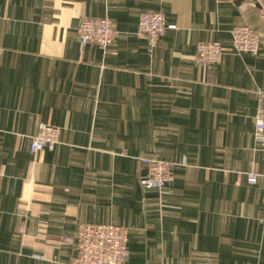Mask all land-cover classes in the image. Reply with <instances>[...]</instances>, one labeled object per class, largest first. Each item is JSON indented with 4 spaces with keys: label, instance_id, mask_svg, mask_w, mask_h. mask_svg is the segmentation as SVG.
<instances>
[{
    "label": "crops",
    "instance_id": "obj_1",
    "mask_svg": "<svg viewBox=\"0 0 264 264\" xmlns=\"http://www.w3.org/2000/svg\"><path fill=\"white\" fill-rule=\"evenodd\" d=\"M145 12L176 26L154 48ZM97 17L106 49L77 35ZM238 26L259 53L234 51ZM202 42L219 64L197 62ZM260 97L264 0H0V264H71L81 224L128 228L127 264H264ZM41 124L60 143L32 154ZM145 157L171 162L163 189H142Z\"/></svg>",
    "mask_w": 264,
    "mask_h": 264
},
{
    "label": "built area",
    "instance_id": "obj_2",
    "mask_svg": "<svg viewBox=\"0 0 264 264\" xmlns=\"http://www.w3.org/2000/svg\"><path fill=\"white\" fill-rule=\"evenodd\" d=\"M176 29L168 25L165 15L160 12H145L139 17V32L146 36L149 45L156 47L167 30ZM79 41L83 47L96 44L108 48L115 39V22L109 17L86 18L77 29ZM233 49L237 54H257L260 51V37L249 26L235 27L231 32ZM224 50L216 42H202L196 51L197 62L206 68L214 67L223 58ZM255 140L264 150V100L260 97L255 115ZM61 129L53 125L41 124L37 133L31 138L30 152L36 154L44 149L53 150L60 143ZM146 167L147 174L140 179L144 191L161 190L172 177L171 162L145 157L140 160ZM259 175L251 172L248 182L257 183ZM20 232L25 233L22 225ZM66 242L76 248L77 256L71 264H127L130 257L129 229L119 225H79L76 237L68 238Z\"/></svg>",
    "mask_w": 264,
    "mask_h": 264
}]
</instances>
